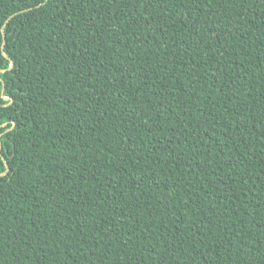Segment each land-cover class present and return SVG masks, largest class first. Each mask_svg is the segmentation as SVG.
<instances>
[{"label":"trees","instance_id":"trees-1","mask_svg":"<svg viewBox=\"0 0 264 264\" xmlns=\"http://www.w3.org/2000/svg\"><path fill=\"white\" fill-rule=\"evenodd\" d=\"M0 141V264H264V0H0Z\"/></svg>","mask_w":264,"mask_h":264},{"label":"water","instance_id":"water-1","mask_svg":"<svg viewBox=\"0 0 264 264\" xmlns=\"http://www.w3.org/2000/svg\"><path fill=\"white\" fill-rule=\"evenodd\" d=\"M5 41H6V36L4 34V45H5ZM4 45H3V50H4ZM1 148H2V145H1V141H0V150H1Z\"/></svg>","mask_w":264,"mask_h":264}]
</instances>
